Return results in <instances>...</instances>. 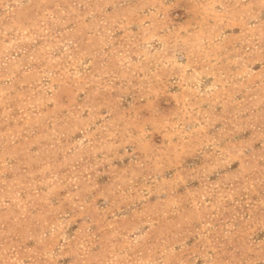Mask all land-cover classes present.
<instances>
[{"label": "rangeland", "instance_id": "obj_1", "mask_svg": "<svg viewBox=\"0 0 264 264\" xmlns=\"http://www.w3.org/2000/svg\"><path fill=\"white\" fill-rule=\"evenodd\" d=\"M0 264H264V0H0Z\"/></svg>", "mask_w": 264, "mask_h": 264}]
</instances>
